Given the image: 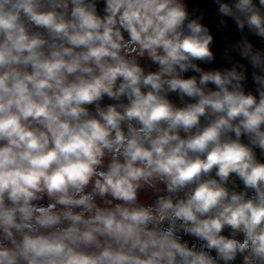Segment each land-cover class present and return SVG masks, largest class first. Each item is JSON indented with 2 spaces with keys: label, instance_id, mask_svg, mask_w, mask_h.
Masks as SVG:
<instances>
[{
  "label": "clouds",
  "instance_id": "clouds-1",
  "mask_svg": "<svg viewBox=\"0 0 264 264\" xmlns=\"http://www.w3.org/2000/svg\"><path fill=\"white\" fill-rule=\"evenodd\" d=\"M202 3L0 0V264H264V0Z\"/></svg>",
  "mask_w": 264,
  "mask_h": 264
},
{
  "label": "crops",
  "instance_id": "crops-1",
  "mask_svg": "<svg viewBox=\"0 0 264 264\" xmlns=\"http://www.w3.org/2000/svg\"><path fill=\"white\" fill-rule=\"evenodd\" d=\"M194 2L201 3L202 6H207V5H204V4L202 3V0H194ZM209 15H210V17H211V12H210Z\"/></svg>",
  "mask_w": 264,
  "mask_h": 264
}]
</instances>
